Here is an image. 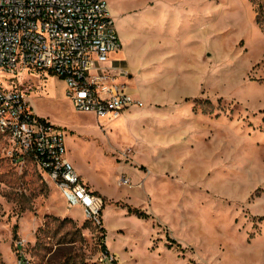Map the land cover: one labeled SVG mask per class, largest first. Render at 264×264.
I'll list each match as a JSON object with an SVG mask.
<instances>
[{
	"label": "rangeland",
	"instance_id": "374dc122",
	"mask_svg": "<svg viewBox=\"0 0 264 264\" xmlns=\"http://www.w3.org/2000/svg\"><path fill=\"white\" fill-rule=\"evenodd\" d=\"M107 1L131 75L117 82L143 107L102 121L55 74L15 79L66 130L103 223L0 136V264H113L104 243L119 264H264V0Z\"/></svg>",
	"mask_w": 264,
	"mask_h": 264
},
{
	"label": "built area",
	"instance_id": "2783aa9c",
	"mask_svg": "<svg viewBox=\"0 0 264 264\" xmlns=\"http://www.w3.org/2000/svg\"><path fill=\"white\" fill-rule=\"evenodd\" d=\"M121 49L107 0H0V77L12 82L0 83V136L38 165L70 207L82 206L87 219L100 226L106 202L71 161L66 130L37 116L15 79L32 71L55 74L78 111L102 121L117 119L144 106L117 82L130 76L113 58Z\"/></svg>",
	"mask_w": 264,
	"mask_h": 264
},
{
	"label": "trees",
	"instance_id": "16d2710c",
	"mask_svg": "<svg viewBox=\"0 0 264 264\" xmlns=\"http://www.w3.org/2000/svg\"><path fill=\"white\" fill-rule=\"evenodd\" d=\"M263 8H264V6H263V4H261L259 9L257 10V20H258V22L260 21L261 17L263 16L262 15V12L264 11ZM130 211L132 212V210H130ZM134 213H136L139 217H143V218L147 217V215L139 212L138 210H135ZM102 251L107 256V258H109L111 260V262L113 264H119L118 261L114 257L111 256L110 251L107 248V245L105 243L102 245Z\"/></svg>",
	"mask_w": 264,
	"mask_h": 264
},
{
	"label": "crops",
	"instance_id": "0c3cea01",
	"mask_svg": "<svg viewBox=\"0 0 264 264\" xmlns=\"http://www.w3.org/2000/svg\"><path fill=\"white\" fill-rule=\"evenodd\" d=\"M121 52H122V49L120 50ZM117 52V53H115L114 55H113V57H114V59L115 60H117V65L120 67V69L122 70V71H124V72H126V73H128L129 75H130V73H129V68H128V66L126 65V61H125V56L124 55H122L121 54V52ZM125 53H127L126 51H125ZM127 55V54H126ZM130 78H131V75H130ZM131 93L133 94V92L131 91ZM134 95V94H133ZM83 176V175H82ZM85 179V178H84ZM86 180V179H85ZM90 185V184H89ZM93 190H95L96 191V189H94V188H92ZM98 191V190H97Z\"/></svg>",
	"mask_w": 264,
	"mask_h": 264
},
{
	"label": "bare ground",
	"instance_id": "6f19581e",
	"mask_svg": "<svg viewBox=\"0 0 264 264\" xmlns=\"http://www.w3.org/2000/svg\"><path fill=\"white\" fill-rule=\"evenodd\" d=\"M120 118V117H119ZM119 118H117V119H119ZM117 119H113V120H117Z\"/></svg>",
	"mask_w": 264,
	"mask_h": 264
}]
</instances>
